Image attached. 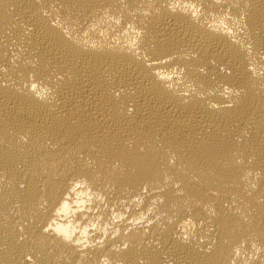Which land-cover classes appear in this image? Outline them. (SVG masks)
<instances>
[{
	"label": "bare ground",
	"instance_id": "6f19581e",
	"mask_svg": "<svg viewBox=\"0 0 264 264\" xmlns=\"http://www.w3.org/2000/svg\"><path fill=\"white\" fill-rule=\"evenodd\" d=\"M0 264H264V0H0Z\"/></svg>",
	"mask_w": 264,
	"mask_h": 264
}]
</instances>
